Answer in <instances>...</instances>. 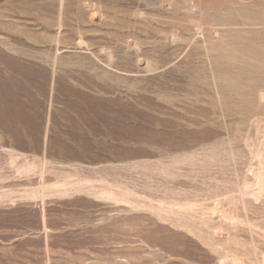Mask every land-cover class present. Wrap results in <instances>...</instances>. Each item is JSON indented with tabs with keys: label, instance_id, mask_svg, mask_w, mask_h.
<instances>
[{
	"label": "rangeland",
	"instance_id": "obj_1",
	"mask_svg": "<svg viewBox=\"0 0 264 264\" xmlns=\"http://www.w3.org/2000/svg\"><path fill=\"white\" fill-rule=\"evenodd\" d=\"M0 264H264V0H0Z\"/></svg>",
	"mask_w": 264,
	"mask_h": 264
},
{
	"label": "bare ground",
	"instance_id": "obj_2",
	"mask_svg": "<svg viewBox=\"0 0 264 264\" xmlns=\"http://www.w3.org/2000/svg\"><path fill=\"white\" fill-rule=\"evenodd\" d=\"M248 52V51H247ZM256 53V52H255ZM249 54V53H248ZM259 54V53H258ZM255 55V54H254ZM262 57V56H261ZM260 57V58H261ZM262 62V61H261ZM248 63V62H247ZM255 64V63H254ZM251 65V64H250ZM256 65V64H255ZM259 66V65H258ZM84 103V102H83ZM80 106V105H79ZM83 107V106H82ZM81 107V108H82ZM88 107V106H87ZM103 107V106H102ZM84 109H85V107H84ZM89 109V108H88ZM75 110V109H74ZM77 110V109H76ZM81 110V109H80ZM91 110V109H90ZM110 111V110H109ZM79 112V111H78ZM89 112V111H88ZM79 113H81V112H79ZM87 113V112H86ZM109 113V112H108ZM88 114V113H87ZM81 115V114H80ZM84 115H85V113H84ZM92 115V114H91ZM86 117V116H85ZM89 117V116H88ZM94 117V116H93ZM119 119V118H118ZM67 120V119H66ZM192 122V121H191ZM157 126V125H156ZM79 128V127H78ZM144 130V129H143ZM138 139V138H137Z\"/></svg>",
	"mask_w": 264,
	"mask_h": 264
}]
</instances>
